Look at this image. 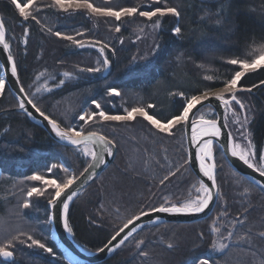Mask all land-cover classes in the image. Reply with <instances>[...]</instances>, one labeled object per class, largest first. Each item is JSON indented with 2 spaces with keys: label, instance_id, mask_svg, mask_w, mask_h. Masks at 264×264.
<instances>
[{
  "label": "trees",
  "instance_id": "1",
  "mask_svg": "<svg viewBox=\"0 0 264 264\" xmlns=\"http://www.w3.org/2000/svg\"><path fill=\"white\" fill-rule=\"evenodd\" d=\"M112 1H115V5L121 3L118 7L135 6V0ZM167 2L170 6H178L181 15L179 18L167 16L163 19L162 27L154 35L150 34L149 40H145L150 43L146 51L142 49L143 44L131 43L132 32L138 33L147 25L144 19L137 16L126 18L121 32L116 33L114 27L110 29L113 22H106L104 18H89L83 13L68 15L48 8L47 3H44L39 7L38 13L41 23L30 21L22 25V19L10 0H0V21L5 24L6 38L18 64L22 86L29 93H36L37 88L50 89L37 95L39 107L50 116L57 118L55 105L60 104L65 97L84 93V101L79 110L90 108L92 99L100 102L108 114H123L125 108L152 103L156 108L150 109V114L155 113L163 120L165 117L170 118L171 112L182 110V98L172 97L169 93L185 91L191 95L202 90L205 85L221 87L219 80L233 67L227 65L225 59L235 55L243 58L253 42L264 43V0ZM222 6L226 10L225 14L218 17L217 9ZM145 9L142 5L141 10ZM217 19H221L222 23L217 24ZM176 26L181 27V36L173 34L172 29ZM24 27L30 29L26 44L22 42L25 40ZM48 28L65 34L82 31L84 34L88 33L90 40L108 43L115 49L114 56L109 53L111 64L108 73L102 76L100 73H80V67L96 65L98 53L95 50L89 51L94 60L89 64L87 57L81 56L85 51L75 50L70 42L53 35ZM157 43L160 45V55L152 58L150 66L142 67L144 62L139 58L145 55L151 58V49ZM134 56L137 58L136 65L131 64ZM197 65H204L206 68ZM64 72L71 73L72 78H65ZM41 73L44 76L37 80ZM205 75H214L217 80L206 81ZM60 80L65 83L61 85ZM261 80H264V70L249 74L242 81L246 87L259 85L248 100L253 114L250 127L258 149L264 147V87L260 85ZM110 86L115 87L122 95L108 96L107 88ZM14 109H17L16 101L6 86L4 94L0 96V217L4 216L5 209L12 203L11 196L9 199L6 191H3L8 182L26 179L40 172L46 173L53 163L68 167L75 175H79L86 166L75 149L57 145L40 127L32 124L24 114L14 112ZM126 128L142 138L143 145L138 147L144 153V159L150 161L149 167L144 170L146 179L144 173L137 175L135 169L127 170L126 163L123 164L121 159L118 138L113 133L106 128L93 129L114 140L116 155L102 176L79 193L69 206V222L73 227L71 236L86 251H95L97 247L103 246L110 237L109 233H113V229L118 230L123 225L125 216L138 211L141 205H158L162 196L175 198L181 196L180 193L186 196L188 188L197 180L190 169L185 172L180 168V172L175 177H170L165 185L159 184L170 167L175 171L187 157L182 127L176 128L172 137L154 134L155 130L139 120L127 124ZM165 156L167 161H164ZM222 165L223 174L217 177L220 206L216 204L212 215L205 221L191 225L173 223L144 227L134 237L135 240L145 241L143 250L153 251L154 247L160 249L162 264H198L204 258H209L210 264H258L259 259L264 257V239L258 235L264 231V191H260L237 173L234 174L226 161L222 160ZM244 188L250 189L247 195H242ZM40 202L36 203L39 211L37 215H24L27 222H48L47 202ZM225 202L227 214L221 216L220 213L225 210ZM116 206L121 208L119 216L114 211ZM122 211L127 214L123 216ZM217 217V226L224 236L229 230L235 233L232 238L233 246L222 254L214 253L211 248L209 226ZM93 220L102 223L98 227L90 222ZM236 220H243L244 224L234 226L233 221ZM49 230L46 225L44 233L48 236ZM200 234H203V239ZM242 236L250 237L251 247L247 240H239ZM169 242L174 244L171 249L167 247ZM129 244L133 243L121 246L109 260L101 264L140 263L142 257L139 253L127 260L126 248ZM47 246L53 248L55 257L29 249L23 258L15 255L14 264H69L56 244L50 243ZM253 252L256 253L255 256ZM230 254L235 255V259Z\"/></svg>",
  "mask_w": 264,
  "mask_h": 264
},
{
  "label": "snow or ice",
  "instance_id": "2",
  "mask_svg": "<svg viewBox=\"0 0 264 264\" xmlns=\"http://www.w3.org/2000/svg\"><path fill=\"white\" fill-rule=\"evenodd\" d=\"M142 3L143 0L135 6L111 7L100 6L94 3L93 0H50V3L46 7L57 9L59 12L68 15L83 13L89 18H104L106 22H113L110 24V29L114 27L116 33L121 32V26L126 18L142 17L146 24L153 30H159L162 27V22L165 17L172 16L179 18L181 15L178 6H170L167 0H149V4L145 10H141ZM10 4L14 6L16 13L22 18V25L30 21H35L37 24L41 23V20L38 19L39 8L36 7V0H27V2H23V0H10ZM225 11V8L222 6L217 9L216 15L223 17ZM216 23L220 24L222 20L217 19ZM47 30L53 35L69 41L77 48L96 49L98 53L96 65L80 67L78 69L80 73L98 74L109 71L111 64L109 53L114 56L115 49L111 48L108 43L96 39L85 43L83 39L76 38L83 37V32H76L74 36L60 31H53L51 28ZM143 30L142 28L141 31ZM29 31L30 29L28 27H24L23 35L25 40L22 42L25 44L27 43L26 38L29 35ZM172 32L175 36L182 35V29L179 26L174 27ZM139 38L138 36L137 39ZM121 43H123V40H121ZM0 46H2L0 48V55L7 54L5 63L0 64V69L10 72V78H15V83L19 86L18 92L22 94L16 96V107L25 113L26 116L32 117L33 112L28 108L30 105L31 109H34L35 113H38L39 117L43 118V121H46V127L50 128L55 138H58L59 142H66V145L73 146L79 156L83 158L86 165L79 176L75 175L74 172H70L68 167L53 163L47 168V173L53 174L52 178H46L43 172L26 177L27 181L38 182V185L33 184L27 187L26 198L23 199L19 207L21 209H28L31 206V200L29 198L47 197V203L51 209L55 210L58 205L61 206L59 208V220L62 222L63 230L67 235L71 236L73 233V227L69 222V205L79 194L74 186L82 188L84 181L93 180L97 174L96 170L100 169L101 166H106V157L111 158L115 154L116 143L114 140L98 130L89 131V128L95 125L102 127L112 122L127 124L141 119L150 126L151 130H155L154 134H163L167 137H172L175 134L174 130L177 127H182L185 130V139L195 149L194 153H189L183 159V164L180 167H177L175 171L171 170L170 167L167 174L159 181L160 185H165L170 180V177H175L180 172V168H183L187 172L193 166V163L198 164L200 178L188 190L187 195L175 198L172 196H162L161 202L158 205H141L138 211L125 216L122 227H119L118 230L113 229L114 234L109 233L110 239L107 240V243L102 242V247L96 248L97 254L105 252L113 254L126 243H134L136 249L139 251V256L147 259L149 253L143 250L145 241L143 239H134L135 235L144 227L140 223L142 219L147 218L148 224L155 226L159 223V218L153 219V213L201 214L205 213V210L209 209L210 204L213 202H217L218 206H220L214 149L222 150L223 156L230 154L231 157L236 158L247 169H250L251 173L258 174L259 178L255 179L249 175V182L255 187H258L260 191H264V147L257 148L250 127L252 122V108L242 99L243 93L251 94L255 88L259 87L257 84L246 87L242 81L249 74L264 70V43L255 44L253 42V45L249 46V50L243 55V58L235 55L225 59L224 62L233 67L227 71L222 80H219V83L222 85L221 87L214 88L212 85H205L202 90L191 95L185 91L169 93L170 96L180 97L183 101L181 106L182 110L171 112L170 118L165 117L161 120L155 113L150 114L149 110L156 108V105L152 103L125 108L123 114H108L100 102L92 99L91 103L94 105V108L81 109L73 117L74 119L78 118L82 122L81 124L60 121L39 107L38 93L48 92L50 91L49 88H37L36 93H29L22 86L19 78L18 64L11 51L10 42L6 38V27L3 22H0ZM150 55L151 58L149 55L139 58L144 62L142 67L146 68L150 66L152 64V58L160 55V45L158 43L151 49ZM131 64H137V58L135 56L132 58ZM197 66L204 67V65ZM43 76L44 73H41L37 77V80ZM63 76L69 79L72 78V74L69 72H64ZM204 80L215 82L217 78L214 75H205ZM6 83L5 77L0 76V96L5 92ZM64 83V80H60L61 85ZM260 85H264V80L260 81ZM107 95L110 97H119L122 93L115 87L110 86L107 88ZM210 98L217 101L218 104L209 105V118L201 114L198 119H194L195 112L193 110L196 109L199 111L197 106L204 107L205 102L210 101ZM212 108L216 110L214 118ZM220 110H222V114ZM189 128L191 130L190 139L188 137ZM224 129H228V131L225 132L223 131ZM234 132L238 135H234ZM221 136H224L223 140L220 139ZM185 152H187V149H185ZM164 161H167V156L164 157ZM56 169H60L64 175L59 176L56 174ZM203 178H207L206 181ZM207 181L211 183L209 184ZM78 182L80 183L78 184ZM249 192V188H244L242 195H247ZM114 211L116 216L121 214V208L119 206H116ZM125 211L127 210L125 209ZM226 214L225 202V210L220 215L224 216ZM54 217L55 211L48 215L47 219L52 222L54 221ZM218 220L219 217L212 220L209 231L212 236L211 248L213 252L222 254L224 250L233 246L232 238L235 233L229 230L228 234L224 236L221 228L217 226ZM90 222L97 224L98 227L102 223V221L97 222L94 220ZM233 224L234 226L236 224L243 225L244 221L236 220L233 221ZM258 235L264 239V231L259 232ZM200 238L203 239V234H200ZM239 240H247L251 247L250 237L246 238L242 236ZM17 245H26L29 249L35 247L53 257L56 255L53 248L47 246L45 242L35 238L30 233L17 229L14 235L5 236L0 241V264H14ZM167 247L171 249L174 247V244L169 242L167 243ZM253 255L255 256L256 253L253 252ZM198 264H210V260L209 258H204L199 260ZM258 264H264V257L259 259Z\"/></svg>",
  "mask_w": 264,
  "mask_h": 264
},
{
  "label": "rangeland",
  "instance_id": "3",
  "mask_svg": "<svg viewBox=\"0 0 264 264\" xmlns=\"http://www.w3.org/2000/svg\"><path fill=\"white\" fill-rule=\"evenodd\" d=\"M203 1H207V0H203ZM93 2L100 5V6L118 7L121 5V3H119V4L117 3V5H115V1H112V0H107V3H106V0H93ZM140 2H141V0H135L133 4L136 5L137 3H140ZM44 3L48 4V3H50V0H36V7L37 8L42 7ZM148 4H149V0H143V3L141 4V6L144 5L146 7ZM137 18H141L142 20L144 19V18L139 17V16H137ZM143 29H144L143 31L140 30V31H138V33L132 32L133 37L131 39V43L132 44H139V45L143 44V45H141L142 49H144V51H146L147 46L150 43L145 42V40L146 39L149 40V38H150L149 35L150 34L154 35V33H156L155 32L156 30H153L148 25H145L143 27ZM78 32H82V31H78ZM71 35L75 36V33H71ZM138 36L140 37L139 39H137ZM76 38L83 39L85 41V43H88L92 40V39L91 40L89 39L88 33L84 34L83 37H76ZM67 42H69V41H67ZM71 46L74 47L75 50H77V51H79V50L85 51V52L81 53V56L84 58L87 57L86 61H88L89 64L94 62L92 57H90L91 54L89 53V51L90 50L96 51L95 48L80 49V48H77L75 45L71 44ZM203 68H206V66H204ZM107 73L108 72H102V73H100V76L106 75ZM263 87H264V85H263ZM83 95H84V93L81 95L72 94L70 97H65L63 100H61L60 104L55 105V109L57 110V112H56L57 118L60 119V121H64V122H66V120H67V123L81 124L82 122L79 121L78 118L74 119L73 117L75 116L76 113H78L80 111L79 106L81 105L82 101H84ZM249 96H250V94H248V93L242 94V99H244L248 105H250L249 101H248L250 98ZM89 107L94 108V105L91 104ZM209 110L210 109L201 110L200 112H198L196 114L195 119H198L201 114H204L206 118H209L208 117ZM251 115H253L252 112H251ZM213 118H214V113H213ZM138 120L143 122L144 124H147L145 121H143L141 119H138ZM134 122L135 121L127 123V124H133ZM127 124L112 122V123L106 124L102 127L99 125H95L92 128H89L88 130L92 131L93 129H104V128H106L108 132L113 133V135L116 136V138H118V142L120 144L119 147H120L121 159L123 160V164L126 163L127 170L135 169V172L137 175H139L140 172L144 173L143 176L146 179V173L144 172V170H146L149 167L150 161L148 159L145 160L144 159L145 158L144 153L142 151H140L141 150L140 147L143 145V144H141L142 138H140V137L138 138L136 136L135 132H133L130 129H127L126 128ZM132 127H133V125H132ZM233 134L238 135L235 132ZM183 139H184V133H183ZM184 143H185V139H184ZM138 146H140V147H138ZM185 149H186V146H185ZM214 155H215L216 164H217V177H218V175H219V177H221L223 174V171H224L223 165H222V160L225 161V159H223L220 150L214 149ZM55 172L59 176L64 175L60 169H56ZM45 175H46V178H52V176H53V174L47 173V172L45 173ZM33 184L38 185V182L27 181L26 179H20V180L14 181V182L13 181L8 182L7 187H4L3 191H6V194H8L9 199L11 196L12 203H10V205L7 206V208L5 209L4 216L0 217V241H2L5 238V236L14 235L16 233L17 229H21L27 233L32 234L35 238L40 239L42 242H45L47 245L50 243L57 245V243H54V239L52 238L53 233L51 231L50 221H48V219H47V221H48L47 223L42 222V221H37L38 222L37 224H35V223L32 224L31 222H27V220L24 217V215L26 213H34V215H37L39 213V211H37L38 202H40V201L47 202V197L29 198L31 200V206L28 209H21L19 207V205L22 203L23 199L26 198L27 187H30ZM189 189H190V187L188 188V190ZM193 191H194V189H193ZM187 193H186V195H187ZM180 194L182 196V193H180ZM40 203H42V202H40ZM122 213H123V216H125L127 214L124 211H122ZM46 225H48L49 229H50L49 230V232H50L49 236L46 235V233H44ZM5 229H6V231H5ZM130 245L131 244H129V247L126 248V251L128 254L126 257L127 260L129 258L131 259L137 253H139V251L136 249L134 243L132 244L133 247H131L132 245L131 246ZM154 249L155 250H153V251L147 249V252L149 253L148 258L147 259L140 258V260H141L140 263H134V264H158V263L162 264V261L160 259V255H159L160 249H157V247H154ZM28 250H29V248H27L26 245H17V251L15 252V255H18L19 258H23V256H25L24 253ZM31 250H36V251H40L42 253H45V252H43V250L37 249L35 247H33ZM230 256L233 257L234 259L236 257L233 254L232 255L230 254ZM65 260H66V258H65ZM66 262L69 263L68 260H66ZM164 264H166V263H164ZM225 264H228V263H225Z\"/></svg>",
  "mask_w": 264,
  "mask_h": 264
},
{
  "label": "water",
  "instance_id": "4",
  "mask_svg": "<svg viewBox=\"0 0 264 264\" xmlns=\"http://www.w3.org/2000/svg\"><path fill=\"white\" fill-rule=\"evenodd\" d=\"M0 48H2V46H0ZM6 55H7L6 53L0 55V64L5 63ZM0 72H1V76H4L6 81H7L6 86L8 87L9 93H11L12 97L16 101V96L22 95V94H20L18 92L19 86L16 85L15 78H10V72H7L4 69H0ZM210 104L215 105V104H218V102L215 101L214 99L210 98V101L205 102L204 107H201L198 105L197 108L199 109V111H197L196 109L193 110L195 112V116L198 112L201 111V109L209 108ZM28 108L33 112L32 117L26 116L25 113L21 112L18 109V107H17V109H14L13 111L16 113L19 112V113L24 114L32 124L36 125L38 128L40 127L45 132V134L57 145H60V146H63V147L69 148V149H73V146L66 145V142H59L58 138H55L54 133H51L50 128L46 127V121H43V118L39 117V114L35 113V110L31 109L30 105L28 106ZM212 111L215 115V112H216L215 108H212ZM220 111L222 114V110H220ZM195 116L193 117L194 119L196 118ZM190 131L191 130L189 128V130H188L189 139H190ZM223 131L226 132V131H228V129H224ZM184 139H185V130H184ZM220 139L223 140L224 136H221ZM185 146L187 149V156L189 153H194L195 149L190 146L187 139H185ZM220 151L222 154V150H220ZM114 156H115V154H114ZM114 156L111 158L106 157V161H107L106 166H101L100 169L96 170L97 174L95 175L93 180L84 181L82 188H78V187L74 186V188H76L78 193L84 191L87 188V186L91 185L92 183H94L96 181V179L100 176V174L102 172H104L106 170V168L110 165ZM222 157H223V159H225L229 169H231L235 174L237 173L244 180L249 182V179H248L249 175H251V177L253 179L259 178L258 174L251 173L250 169H247V167L244 166L242 164V162L238 161L236 158L231 157L230 154L227 156L222 155ZM190 171H192V173L194 174L196 179L200 178L198 164L193 163V166L190 168ZM81 179L83 180V178H81ZM203 179L206 181L207 178H203ZM79 183L80 182H78V184ZM207 183L210 184L211 182L207 181ZM71 203L72 202H70V204ZM215 206H216V202H213L212 204H210L209 209H206L205 213H201V214H164V213L157 214V213H153L152 218L156 219L158 217L159 218L158 224H173V223L180 224V225L195 224L197 222L205 221L207 218H209L212 215L211 213L214 210ZM60 207L61 206L58 205L57 208L55 210H53L50 208V206L47 203V210L49 211V215L52 214L53 211H55L54 221L50 222L51 231L55 237L54 243H57V247L63 253H65V258H66V260L69 261L70 264H101V263H105V261L109 260L117 252L118 249L113 254H108L107 252L97 254L96 251L84 250L78 243L73 241L72 236H69L64 232L62 222L59 220V208ZM140 223H142L144 225V227L152 226V225L148 224L147 218L142 219ZM158 224H156V225H158Z\"/></svg>",
  "mask_w": 264,
  "mask_h": 264
},
{
  "label": "bare ground",
  "instance_id": "5",
  "mask_svg": "<svg viewBox=\"0 0 264 264\" xmlns=\"http://www.w3.org/2000/svg\"><path fill=\"white\" fill-rule=\"evenodd\" d=\"M204 109H209V108H203V109H201V110H204ZM65 148H66V147H65ZM68 149H69V148H68ZM73 149H74V148H73ZM73 149H72V150H73ZM115 155H116V153H115ZM114 158H115V156H114ZM114 158H113V160H114ZM113 160L111 161V163L113 162ZM111 163H110V165H111ZM110 165H109V166H110ZM109 166H108V167H109ZM85 167H86V166H85ZM108 167H107V168H108ZM107 168H106V169H107ZM83 170H84V169H83ZM105 171H106V170H105ZM105 171H104V172H105ZM82 172H83V171H82ZM104 172H102V173L100 174V176H99L97 179H99V178L102 176V174H103ZM97 179H96V180H97ZM95 182H96V181H95ZM95 182H94V183H95ZM94 183H92V184H94ZM92 184H91V185H92ZM91 185H89V186H91ZM89 186H87V187H89ZM82 192H83V191H82ZM80 193H81V192H80ZM216 204H217V203H216ZM212 212H213V211H212ZM211 214H212V213H211ZM207 219H208V218H207ZM197 223H198V222H197ZM174 224H175V223H174ZM179 225H180V224H179ZM184 225H191V224H184ZM184 225H182V226H184ZM146 227H147V226H146ZM143 228H144V227H143ZM52 238L55 239L54 235H52ZM109 238H110V237H109ZM95 251H96V250H95Z\"/></svg>",
  "mask_w": 264,
  "mask_h": 264
}]
</instances>
